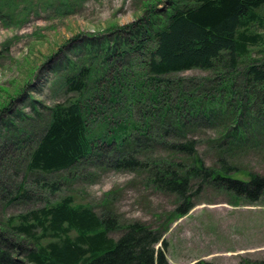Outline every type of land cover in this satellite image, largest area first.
Instances as JSON below:
<instances>
[{
    "label": "rangeland",
    "instance_id": "rangeland-1",
    "mask_svg": "<svg viewBox=\"0 0 264 264\" xmlns=\"http://www.w3.org/2000/svg\"><path fill=\"white\" fill-rule=\"evenodd\" d=\"M63 1L67 6L61 0H0V224L5 225L10 217L17 220L20 214L47 202L71 196L75 204L92 206L99 215H107L120 225L141 222L161 231L170 264L264 261V196L249 203L196 178L194 207L181 216L179 209L184 207V200L157 189L149 169H116L91 158L72 170L40 175L48 183L41 187L42 180L36 183L37 175L29 176L26 166L35 147L33 132L44 128L49 108L57 103L79 100L93 106L91 135L103 137L109 121L121 119L140 125L145 111L157 113V107L164 111V101L180 111L178 106L184 99L186 106L195 104L202 111L183 116V128L167 142L194 140L198 157L206 167H235L237 170L230 174L233 178L249 180L250 173L264 176V124L252 119L248 110L240 115L237 109L242 97L239 71L254 60H264V6L257 10L262 22L250 29L260 39L246 57L240 58L238 72L231 75L226 67H218L169 74L163 82L169 81L172 88L160 97V103H154V86L142 85L146 72L143 58L137 52L119 56L124 48L105 54L100 44L116 35L129 40V31L139 29L140 19L156 20L153 12L169 10L172 0ZM103 55L107 56L106 62ZM83 65L91 67L92 80L81 94L70 90L66 82ZM115 76L124 77L119 103L111 101L115 94L112 89L117 86ZM228 79L234 82L231 91L221 88ZM200 85L204 88L197 91ZM142 91L144 97L140 96ZM100 93H104L103 98ZM188 95L193 99L189 100ZM206 95L215 97L210 110L205 107L209 105ZM219 104L221 113L217 110ZM157 124L161 126L162 122ZM156 128L153 126V130ZM159 145L141 150L145 162L156 160L153 166L172 162L183 168L193 164L187 154L167 144ZM135 151L134 156L140 159V147ZM55 183L60 189L51 192L50 184ZM23 191L28 197H17ZM121 233L118 228L110 236L118 238Z\"/></svg>",
    "mask_w": 264,
    "mask_h": 264
},
{
    "label": "trees",
    "instance_id": "trees-1",
    "mask_svg": "<svg viewBox=\"0 0 264 264\" xmlns=\"http://www.w3.org/2000/svg\"><path fill=\"white\" fill-rule=\"evenodd\" d=\"M61 3L63 6L68 4L63 0ZM262 6L264 0H172L169 10L153 12L156 20L140 19L139 29L129 31V40L117 35L113 40L106 38L100 44L101 50L105 54L113 50L114 54V50L124 48L119 56L137 52L135 54L143 58L146 70L142 85H153L151 101L160 103V97L172 88L169 81L163 82L164 76L169 74L195 68L216 70L218 67H226L231 75L233 71L238 72L240 58L246 57L250 47L260 39L250 29L253 24L262 22L257 13ZM120 39L124 41L120 42ZM90 49H93V43H90ZM102 59L106 62L107 56L103 55ZM239 73L242 97L237 109L240 115L248 110L252 119L264 124V60L246 64ZM91 76L90 66H79L66 85L82 94L92 80ZM115 77L117 86L112 89L115 94L111 101L119 103L124 77ZM235 78L236 75L233 80ZM202 85L197 91L204 88ZM233 86L234 82L228 79L221 88L231 91ZM99 96L103 98L104 93ZM140 96L144 97L143 91ZM193 97L188 95L187 98L192 100ZM206 97L209 105L205 107L210 110L214 108L215 97ZM164 102L167 104L164 111L161 107L156 108L157 113L145 111L140 125L121 119L109 121L110 126L103 137L91 135V125L95 121V117H91L95 115L93 106L83 105L79 100L55 104L49 108L44 128L33 132L35 147L26 165L29 176L37 175L35 182H41L40 175L72 170L81 162L96 158L99 164L116 169H149L151 182L157 189L174 193L184 200V207L179 209L181 216L194 207L196 178L201 179L202 184L222 188L249 203L260 201L264 196V176L250 173L249 180L233 178L230 174L237 170L235 167H206L198 157L194 140L166 141L176 138L178 129L183 128L186 123L183 116L202 109L195 104L186 106L182 99V105L177 107L180 111H175L170 102ZM220 106L217 110L221 113ZM235 112L234 109L231 115ZM153 126L157 128L153 130ZM159 144H167L172 150L187 154L192 157L193 164L183 168L172 162L159 166L151 165L156 160L145 162L141 150L153 149L161 146ZM3 146L6 148L7 144L2 143ZM139 147L140 159L134 156ZM129 152L133 155L126 157ZM180 168L186 170H175ZM41 183V187L48 184L44 180ZM59 189L60 185L50 184L51 192ZM27 194L23 191L17 197H28ZM16 219L10 217L5 225L0 224V264H170L161 231L141 222L120 225L107 215H99L92 206L75 204L71 196L55 203L47 202ZM118 228L121 235L111 237L110 233Z\"/></svg>",
    "mask_w": 264,
    "mask_h": 264
},
{
    "label": "water",
    "instance_id": "water-1",
    "mask_svg": "<svg viewBox=\"0 0 264 264\" xmlns=\"http://www.w3.org/2000/svg\"><path fill=\"white\" fill-rule=\"evenodd\" d=\"M250 264H264V263L263 262H260V261H253Z\"/></svg>",
    "mask_w": 264,
    "mask_h": 264
}]
</instances>
